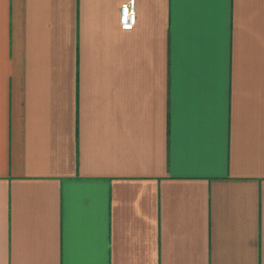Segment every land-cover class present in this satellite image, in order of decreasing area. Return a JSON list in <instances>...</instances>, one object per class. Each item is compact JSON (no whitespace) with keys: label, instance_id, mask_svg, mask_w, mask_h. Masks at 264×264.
<instances>
[{"label":"crops","instance_id":"0c3cea01","mask_svg":"<svg viewBox=\"0 0 264 264\" xmlns=\"http://www.w3.org/2000/svg\"><path fill=\"white\" fill-rule=\"evenodd\" d=\"M0 0V264H264V0Z\"/></svg>","mask_w":264,"mask_h":264},{"label":"built area","instance_id":"2783aa9c","mask_svg":"<svg viewBox=\"0 0 264 264\" xmlns=\"http://www.w3.org/2000/svg\"><path fill=\"white\" fill-rule=\"evenodd\" d=\"M136 20L135 0L122 2L119 7V22L123 29H131Z\"/></svg>","mask_w":264,"mask_h":264}]
</instances>
